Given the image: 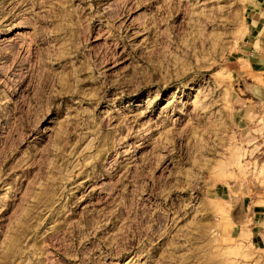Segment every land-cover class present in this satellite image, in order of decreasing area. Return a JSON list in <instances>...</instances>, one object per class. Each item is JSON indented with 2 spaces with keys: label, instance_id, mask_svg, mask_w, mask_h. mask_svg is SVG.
<instances>
[{
  "label": "rangeland",
  "instance_id": "1",
  "mask_svg": "<svg viewBox=\"0 0 264 264\" xmlns=\"http://www.w3.org/2000/svg\"><path fill=\"white\" fill-rule=\"evenodd\" d=\"M255 0H0V264H264Z\"/></svg>",
  "mask_w": 264,
  "mask_h": 264
},
{
  "label": "crops",
  "instance_id": "2",
  "mask_svg": "<svg viewBox=\"0 0 264 264\" xmlns=\"http://www.w3.org/2000/svg\"><path fill=\"white\" fill-rule=\"evenodd\" d=\"M243 47L253 65L262 71L264 77V0H255L248 7ZM249 236L253 242L264 247V204L249 205Z\"/></svg>",
  "mask_w": 264,
  "mask_h": 264
}]
</instances>
